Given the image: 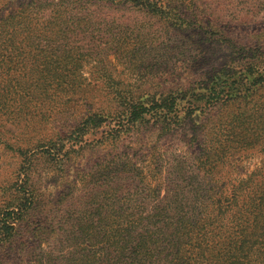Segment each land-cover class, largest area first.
Masks as SVG:
<instances>
[{
    "label": "trees",
    "instance_id": "1",
    "mask_svg": "<svg viewBox=\"0 0 264 264\" xmlns=\"http://www.w3.org/2000/svg\"><path fill=\"white\" fill-rule=\"evenodd\" d=\"M217 6L236 19L264 16V0H0V140L18 127L23 136L13 150L38 148L41 158L52 159L50 170L59 171L71 169L86 147L107 150L87 178L84 209L73 217H35L42 219V232L88 245L57 264H264V159L236 178L229 168L247 147L219 143L209 125L218 118L216 107L254 94L247 85L264 89V29L242 36L258 49L244 72L223 75L219 86L187 97L106 87L97 107L90 101L93 87L114 79L103 70L105 61L88 55L95 30L105 24L103 9L138 7L178 35L194 37L217 27ZM88 64L91 81L82 71ZM249 115L233 114L227 135L239 141L251 136ZM133 135L138 147L120 149V140ZM177 136L187 149H160ZM33 159L14 182L25 186L26 199L4 204L11 216L2 218L0 241L8 247L41 229L27 235V226H20L22 215L47 202L36 178L52 171L37 172Z\"/></svg>",
    "mask_w": 264,
    "mask_h": 264
},
{
    "label": "rangeland",
    "instance_id": "2",
    "mask_svg": "<svg viewBox=\"0 0 264 264\" xmlns=\"http://www.w3.org/2000/svg\"><path fill=\"white\" fill-rule=\"evenodd\" d=\"M214 6L215 4L211 5ZM15 7L13 4L3 11L10 12ZM103 10L106 12L103 13L105 24L95 30L93 49L88 55L89 58H101L105 61L106 66L103 70L109 72L114 79H109L110 81L102 87H93L97 88L96 96L90 100L94 103V108L100 104L98 101L103 100L98 94L104 92L106 87H117V89L122 87L121 89L139 94L185 93L187 97L206 85L219 86L223 75L234 77L244 72L247 57L258 49L257 46L245 44L242 36L245 35L250 39V36L264 29L263 14L258 15V18L246 15L242 18L238 16L236 19L222 6H217L212 16L217 20V27L194 37L178 35L172 28L163 24L158 16L144 13L138 7L128 10L117 8ZM262 58L264 59V54ZM90 67V64L82 67L87 81H91ZM97 70L102 72L100 69ZM249 87L247 85L244 90L249 95L254 92L253 95L245 100L237 98L222 103L221 107L225 109L216 107L218 118L209 123L212 129L210 136L212 135L219 143L224 141L238 147L242 143L247 147V152H236L231 164L232 168H229L236 178L244 177L260 168L264 159V146L261 142L263 135L256 136L257 133L264 132V89L252 90ZM213 103L214 101H209V104ZM245 111L247 115L250 114L246 120L253 127L252 135L239 141L238 137L227 135L225 129L229 127L233 114L239 112L243 114ZM260 111L261 117L258 116ZM9 129L6 138L0 140V232L3 229L2 218L11 216L4 207L5 202L10 201L12 205H17L23 202L21 198L25 200L27 197L25 186L21 187L18 183H14L18 171H23L27 162H30L28 160L34 158L37 172H52L47 176L43 175L42 178H36L38 189L47 202L40 203V207L35 210H29L30 213L22 215L23 218L20 220L22 231L27 226V235H32L33 227H41L40 231H36V235L31 239L25 237L27 242H13L9 247L0 241V264L64 263V256H69L68 252L87 250L88 245L75 239H63L55 231L42 232L43 226L40 224L42 219L35 217H62V215L73 217L77 209L80 210L81 207L84 209L83 204L86 203L90 192L89 189H85L90 186L86 185L87 178L94 172L93 168L97 166V161H101L107 150L86 147L75 162L70 163L71 169L68 167L66 171L50 170L53 166L52 159L46 161L41 158V150L38 148L28 147L19 153L13 150L15 141L23 135L18 134V127L12 126ZM135 139L133 135L120 140V149L133 151V147H138L133 144ZM153 139L155 135L149 138L143 149H148ZM179 139L180 137L177 136L174 139L164 140L159 145L160 149L183 152L188 145ZM77 168L81 171L77 172L75 170ZM144 170L148 172V168L145 167Z\"/></svg>",
    "mask_w": 264,
    "mask_h": 264
}]
</instances>
